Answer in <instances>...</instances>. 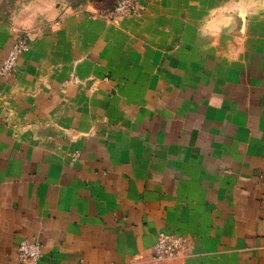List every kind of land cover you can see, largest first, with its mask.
Wrapping results in <instances>:
<instances>
[{
	"label": "crops",
	"instance_id": "crops-1",
	"mask_svg": "<svg viewBox=\"0 0 264 264\" xmlns=\"http://www.w3.org/2000/svg\"><path fill=\"white\" fill-rule=\"evenodd\" d=\"M137 3L57 7L0 75V264H264V0Z\"/></svg>",
	"mask_w": 264,
	"mask_h": 264
},
{
	"label": "rangeland",
	"instance_id": "rangeland-1",
	"mask_svg": "<svg viewBox=\"0 0 264 264\" xmlns=\"http://www.w3.org/2000/svg\"><path fill=\"white\" fill-rule=\"evenodd\" d=\"M118 0H0V23L11 25L15 36L14 44L6 53L0 65V75L9 76L14 73L21 55L30 47L29 32L35 33L47 19L48 14L59 7L67 10H87L92 15L115 18V10ZM137 12L140 7L137 3ZM127 16V15H124ZM26 46L18 55L11 73L2 72L1 68L15 44Z\"/></svg>",
	"mask_w": 264,
	"mask_h": 264
},
{
	"label": "built area",
	"instance_id": "built-area-1",
	"mask_svg": "<svg viewBox=\"0 0 264 264\" xmlns=\"http://www.w3.org/2000/svg\"><path fill=\"white\" fill-rule=\"evenodd\" d=\"M136 7V0H118V4L115 10H113V13L122 16L129 15L137 12ZM25 48L26 46H19V42L15 44L2 65V72L11 73L18 55ZM185 243L186 239L177 232H162L154 245V256L156 258L176 256L182 252ZM19 252L20 257L24 262L27 264H33L40 251L37 245L25 242L20 245Z\"/></svg>",
	"mask_w": 264,
	"mask_h": 264
}]
</instances>
